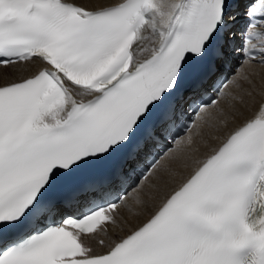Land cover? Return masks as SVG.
I'll return each mask as SVG.
<instances>
[{
  "label": "snow or ice",
  "instance_id": "1",
  "mask_svg": "<svg viewBox=\"0 0 264 264\" xmlns=\"http://www.w3.org/2000/svg\"><path fill=\"white\" fill-rule=\"evenodd\" d=\"M229 2L0 0V69L20 73L0 71V264H264V88L251 118L174 168L243 103L240 68L264 67L257 0L230 44L240 68L191 99L202 66L219 71L222 33L234 41ZM123 211L137 223L120 235Z\"/></svg>",
  "mask_w": 264,
  "mask_h": 264
},
{
  "label": "bare ground",
  "instance_id": "2",
  "mask_svg": "<svg viewBox=\"0 0 264 264\" xmlns=\"http://www.w3.org/2000/svg\"><path fill=\"white\" fill-rule=\"evenodd\" d=\"M76 2L94 8L98 4H115L120 2V0H76ZM0 71L12 74L13 76H18L20 74L18 70L13 68L0 69ZM240 71L248 75L252 82L251 85H245V93H241L243 96V103L236 102L234 108L230 107L228 104L222 105L226 113L224 118L226 122H221L211 128L201 126V135L197 137V144L195 146L197 151L192 158L187 161L189 168L185 169L180 165H175L174 168L177 171H182L186 174L187 171L195 165L196 160L202 159L205 155L210 153L211 150L217 147L233 129L241 125L245 120L251 118L258 110L261 102L260 92L261 89L264 88V67L249 64L240 68ZM249 91L253 93L252 96L246 95V92ZM179 180L180 176L177 175L175 181L178 183ZM165 191H167V189L161 187L158 193V199L156 201H149V207L145 210L146 212L152 211L154 204L158 202L159 198L163 197ZM122 214L126 218V222L122 225L125 231L120 232V235L126 234V232L135 227L137 223L126 211H123Z\"/></svg>",
  "mask_w": 264,
  "mask_h": 264
}]
</instances>
